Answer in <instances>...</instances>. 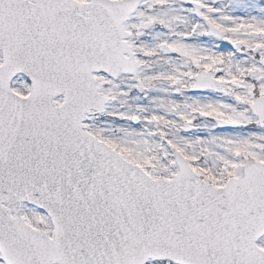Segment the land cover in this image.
Returning a JSON list of instances; mask_svg holds the SVG:
<instances>
[{"label":"snow or ice","instance_id":"obj_1","mask_svg":"<svg viewBox=\"0 0 264 264\" xmlns=\"http://www.w3.org/2000/svg\"><path fill=\"white\" fill-rule=\"evenodd\" d=\"M0 264H264V0H0Z\"/></svg>","mask_w":264,"mask_h":264}]
</instances>
